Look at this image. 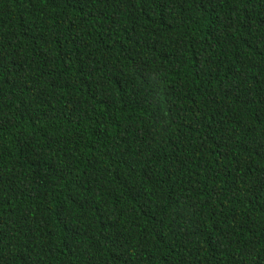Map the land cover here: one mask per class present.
I'll return each mask as SVG.
<instances>
[{"label":"trees","instance_id":"16d2710c","mask_svg":"<svg viewBox=\"0 0 264 264\" xmlns=\"http://www.w3.org/2000/svg\"><path fill=\"white\" fill-rule=\"evenodd\" d=\"M0 264H264V0H0Z\"/></svg>","mask_w":264,"mask_h":264}]
</instances>
